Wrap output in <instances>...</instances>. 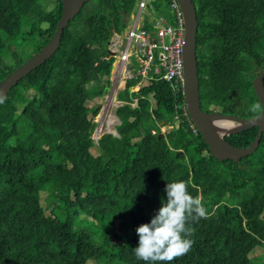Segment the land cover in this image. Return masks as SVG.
<instances>
[{
  "label": "trees",
  "instance_id": "obj_1",
  "mask_svg": "<svg viewBox=\"0 0 264 264\" xmlns=\"http://www.w3.org/2000/svg\"><path fill=\"white\" fill-rule=\"evenodd\" d=\"M193 1L202 108L260 115L264 0ZM137 2H86L56 53L0 101V264H264V132L251 154L219 160L182 85L132 77L117 94V135L93 138L109 44ZM169 3L147 10L173 19ZM62 12V0H0V81L48 43ZM144 27L154 30L148 14ZM258 129L226 140L247 147Z\"/></svg>",
  "mask_w": 264,
  "mask_h": 264
},
{
  "label": "water",
  "instance_id": "obj_2",
  "mask_svg": "<svg viewBox=\"0 0 264 264\" xmlns=\"http://www.w3.org/2000/svg\"><path fill=\"white\" fill-rule=\"evenodd\" d=\"M63 12L58 22L56 31L51 39L38 52L34 53L19 67L6 75L0 81V101H2L21 79L27 76L33 69L45 63L53 56L61 42L62 32L69 22L80 12L85 3L90 0H62ZM184 13L186 33L184 46V95L186 108L190 118L196 128L209 145L211 153L219 160L232 159L240 160L242 157L251 154L259 145L261 136L264 132V69L257 75L253 81L256 94L262 104V112L254 117H241L234 114L221 113L219 111H205L201 105L200 98V82L198 74V58H197V29L198 18L197 9L193 0H177ZM228 119L234 123L241 124L239 129L230 131L223 136L232 151H224L220 147L219 139L214 126L215 119ZM258 126V134L256 138L247 147H235L226 140V136L240 132L245 129Z\"/></svg>",
  "mask_w": 264,
  "mask_h": 264
},
{
  "label": "built area",
  "instance_id": "obj_3",
  "mask_svg": "<svg viewBox=\"0 0 264 264\" xmlns=\"http://www.w3.org/2000/svg\"><path fill=\"white\" fill-rule=\"evenodd\" d=\"M148 7L149 0H138L124 32L113 33L109 44L115 57L112 73L124 82L132 77H140L139 83L161 77L179 83L184 90V13L177 0L169 3L173 19L163 13H149ZM145 12L154 23L153 32L144 27ZM192 127L196 130L194 123Z\"/></svg>",
  "mask_w": 264,
  "mask_h": 264
},
{
  "label": "rangeland",
  "instance_id": "obj_4",
  "mask_svg": "<svg viewBox=\"0 0 264 264\" xmlns=\"http://www.w3.org/2000/svg\"><path fill=\"white\" fill-rule=\"evenodd\" d=\"M143 16L144 17L146 16V12L143 14ZM111 81H112V85L108 94H106L104 97L96 98L97 102L101 104V110L99 114L96 116V121L98 122V126L96 127L93 134V138L95 141H98L104 133H114L117 135L116 126L120 123V119L116 114V108L118 105H120L119 103H121L117 99V94L119 90L125 87L126 82L116 80L113 73L111 75ZM177 124L178 125L180 124L179 120H177ZM170 128L171 126H163L162 131L165 132ZM116 233L120 234V232L118 231H116ZM262 251L263 249L260 245L254 244L249 248L248 254L251 257L255 258L258 255H262L263 254ZM263 258H264V254H263ZM87 264H91V262L90 263L88 262Z\"/></svg>",
  "mask_w": 264,
  "mask_h": 264
},
{
  "label": "bare ground",
  "instance_id": "obj_5",
  "mask_svg": "<svg viewBox=\"0 0 264 264\" xmlns=\"http://www.w3.org/2000/svg\"><path fill=\"white\" fill-rule=\"evenodd\" d=\"M213 126L214 129L221 140L220 147L224 151H232V148L223 140V136L227 134L230 131H234L236 129H239L241 127V124L234 123L228 119H215L213 120Z\"/></svg>",
  "mask_w": 264,
  "mask_h": 264
}]
</instances>
